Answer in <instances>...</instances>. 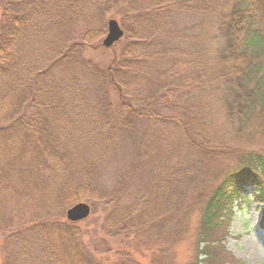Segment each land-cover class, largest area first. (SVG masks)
Masks as SVG:
<instances>
[{"label":"trees","instance_id":"trees-1","mask_svg":"<svg viewBox=\"0 0 264 264\" xmlns=\"http://www.w3.org/2000/svg\"><path fill=\"white\" fill-rule=\"evenodd\" d=\"M200 3L0 0V264H179L187 240L186 264H239L224 242L248 193L264 229V161L214 142L202 106L264 144V0L204 4L216 33L180 49ZM78 202L98 226L64 218Z\"/></svg>","mask_w":264,"mask_h":264},{"label":"rangeland","instance_id":"rangeland-1","mask_svg":"<svg viewBox=\"0 0 264 264\" xmlns=\"http://www.w3.org/2000/svg\"><path fill=\"white\" fill-rule=\"evenodd\" d=\"M198 1L202 3H200L201 6H199V9L195 13L180 14L175 18V29L184 32L187 37L186 40H182L180 43L176 44V46L180 49L194 48L202 42L208 44L216 33L214 20L204 13V4L207 6L206 10H209L215 6L213 3L216 0ZM220 107L221 103L217 96L214 99H209L208 103L202 106L203 109L208 108L211 112L210 121L211 126L213 127L211 129L212 140L231 149L243 150L246 154L251 153L252 155H259L264 161V144H259L250 138L241 137L236 132L234 124L231 123L227 117H225ZM227 161L229 160H222V163L211 161L209 164V170H207V176L211 172H217V170L221 168L223 170L234 168L230 166H232V162L235 160L224 163ZM239 204V209L234 207V215L228 229V236L225 239L224 247L234 256L235 259L239 261V264H264V229L259 226L261 219L260 210L263 207V203L255 198H252L248 193V197L242 199ZM90 209L89 216L84 220L78 221L79 225L83 228L85 226L88 228H94L95 226H98L100 222V211L98 210L94 213L93 210L92 213L91 205ZM196 218V216H193V224L195 223ZM177 254L178 263L186 264L191 254L189 240L184 242L178 248Z\"/></svg>","mask_w":264,"mask_h":264},{"label":"water","instance_id":"water-1","mask_svg":"<svg viewBox=\"0 0 264 264\" xmlns=\"http://www.w3.org/2000/svg\"><path fill=\"white\" fill-rule=\"evenodd\" d=\"M106 28L107 32L101 40V45L104 48H109L122 38L124 31L114 18L107 20ZM90 210V205L88 203L78 202L66 209L65 218L69 222H78L87 218L90 214Z\"/></svg>","mask_w":264,"mask_h":264}]
</instances>
